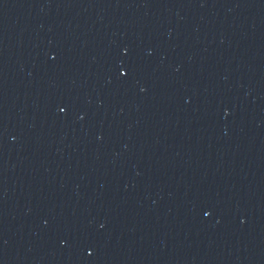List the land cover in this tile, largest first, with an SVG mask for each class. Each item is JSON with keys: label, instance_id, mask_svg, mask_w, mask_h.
<instances>
[{"label": "water", "instance_id": "95a60500", "mask_svg": "<svg viewBox=\"0 0 264 264\" xmlns=\"http://www.w3.org/2000/svg\"><path fill=\"white\" fill-rule=\"evenodd\" d=\"M260 147L264 0H0V179Z\"/></svg>", "mask_w": 264, "mask_h": 264}]
</instances>
